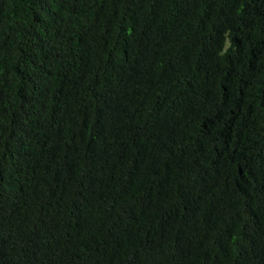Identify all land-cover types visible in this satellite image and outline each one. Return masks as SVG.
I'll list each match as a JSON object with an SVG mask.
<instances>
[{"label": "trees", "instance_id": "1", "mask_svg": "<svg viewBox=\"0 0 264 264\" xmlns=\"http://www.w3.org/2000/svg\"><path fill=\"white\" fill-rule=\"evenodd\" d=\"M0 264H264V0H0Z\"/></svg>", "mask_w": 264, "mask_h": 264}]
</instances>
